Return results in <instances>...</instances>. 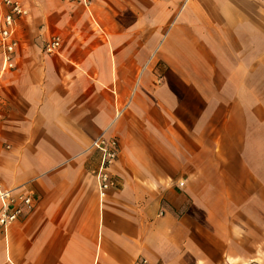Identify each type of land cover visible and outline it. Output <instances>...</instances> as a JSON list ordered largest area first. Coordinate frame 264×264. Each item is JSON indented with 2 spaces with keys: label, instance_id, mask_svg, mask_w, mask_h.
I'll use <instances>...</instances> for the list:
<instances>
[{
  "label": "crops",
  "instance_id": "crops-1",
  "mask_svg": "<svg viewBox=\"0 0 264 264\" xmlns=\"http://www.w3.org/2000/svg\"><path fill=\"white\" fill-rule=\"evenodd\" d=\"M22 1L0 184L33 204L0 264H264V0Z\"/></svg>",
  "mask_w": 264,
  "mask_h": 264
},
{
  "label": "built area",
  "instance_id": "built-area-1",
  "mask_svg": "<svg viewBox=\"0 0 264 264\" xmlns=\"http://www.w3.org/2000/svg\"><path fill=\"white\" fill-rule=\"evenodd\" d=\"M80 2L87 6L94 0H62ZM30 15V10L22 0H0V48L3 57L2 71L15 68L14 55L19 41L16 37L18 20ZM60 46V40L47 43L45 51L54 53ZM93 147L102 153L101 164L95 174L98 180V188L101 197L116 185L117 175L113 167L120 154V146L117 139L100 137L93 142ZM184 186V182L179 183ZM0 231H6L19 217L32 207L33 198L29 193L16 194L14 189H5L0 184ZM136 264L152 263L147 258H142Z\"/></svg>",
  "mask_w": 264,
  "mask_h": 264
}]
</instances>
